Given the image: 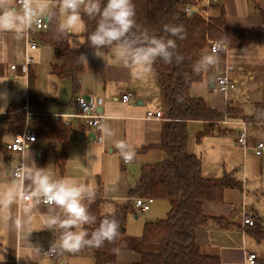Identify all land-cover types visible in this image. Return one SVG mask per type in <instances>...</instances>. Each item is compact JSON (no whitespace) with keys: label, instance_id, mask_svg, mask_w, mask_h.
<instances>
[{"label":"crops","instance_id":"0c3cea01","mask_svg":"<svg viewBox=\"0 0 264 264\" xmlns=\"http://www.w3.org/2000/svg\"><path fill=\"white\" fill-rule=\"evenodd\" d=\"M204 4L207 7H223L228 26L245 31L246 45L240 49H230L226 45V49L219 55L218 62L207 70L206 80L195 83L191 94L194 97L204 98L208 106L220 112L226 110L229 102L244 111V106L239 101L240 93L232 92L230 96L229 91L223 93L215 88L218 75L228 63L233 67L231 78L234 82L229 90H243L248 96L249 104L255 110V105L264 99V0H204ZM53 12L55 14L51 18L47 15L43 16L50 21V24L54 19L57 23L60 19L58 9L54 8ZM209 13L218 16L219 10L214 8ZM31 31L39 47L29 53L26 30L22 34L0 33V117L5 115L13 101L23 99L24 95L25 98L27 97L29 73H23L19 67L12 70L11 67L20 66L26 55L30 54L35 62L30 66L29 72L33 71L35 76L37 75L38 82L45 72L51 86L46 96H40L38 93L39 100H52L49 113L71 123L72 133L67 145L52 144L38 139L26 150L23 159L29 154L37 166L46 168L55 177L73 178L77 182L91 186L95 191L98 187V179L101 180L104 197L110 201L103 206V211L112 214L116 205L130 200L129 192L136 186L142 166L162 163L168 158V155L160 149L142 151L145 147L161 143L164 126L162 121L147 120L146 114L149 111H161L167 115V109L161 108L164 104L163 94L154 69L152 67L151 74L142 73L130 62L126 63L122 60L115 47L109 51L100 49L101 57L95 54L86 58L84 72L79 78L80 88L74 95L69 79H60L51 73L52 64L57 62L54 49L39 39V33L46 31H36L32 28ZM83 31L84 25L75 34H70V45L73 49H80L83 46ZM128 92L134 93L135 97L131 103L125 104L122 102V97ZM78 96L95 103L96 111L104 117L102 126H108L115 133L113 136L104 137L101 129L85 128L83 120L75 116L77 114L75 100ZM253 113L254 111L251 115ZM238 122L240 121L223 122L222 128L227 130L225 133L206 136L201 143L197 142V135L203 131L204 124L202 122L188 124V127L196 126V131H199L195 139L197 149L189 152L190 141H188V152L201 157L204 177L220 178L226 173H231L217 166L212 167V170L208 169L206 173V165L200 149L203 142L207 143L208 138L238 135L239 125L236 124ZM32 126L34 128L33 121ZM250 127L264 129V126L260 125L250 124ZM13 137L14 135L7 134L3 139L4 146L11 142ZM236 139L237 136L234 144L242 150L244 156L253 151L245 153ZM119 140L127 142L136 149V158L127 165L114 146ZM212 140V142L214 140L217 143L222 142L219 139ZM228 142L231 146L232 140L228 139ZM255 143L249 138L251 147ZM224 144H227V141ZM12 158L20 160L21 156L7 152L0 153V172L6 169L4 174H0V185L8 186L14 179V168L10 165ZM216 163L226 169V162L222 158ZM261 167H264V159L261 161ZM211 171L216 174H212ZM249 174L250 171L247 169L240 172L238 177L235 176L242 181V189H227L222 203L204 206L205 214L212 220L197 231V243L204 254L219 257L221 264H246L245 249L257 254V264H264V183L258 180V183L253 185ZM161 202L158 208L160 217L156 219L152 217L155 220H146V223L166 218L170 207L167 208L163 204L167 201L161 200ZM152 206L148 212L152 210ZM25 207L26 203L18 200L11 206V218L7 221L3 217L9 210L0 212V264H95L91 251L57 252L54 258L43 255L42 251L39 255L32 254L28 240L43 249L51 244L54 235L46 229L47 208L44 205L33 210L30 223L19 226L16 223L17 218L22 222L30 219L25 214ZM243 207L253 216L255 227H242ZM140 214L136 212V215L131 217L137 220ZM163 215H166L165 218H162ZM131 217L127 223L126 233L118 240L117 258L113 264H134L140 259L141 253H161L159 244L147 243L143 240L145 224L136 232L129 228ZM215 218L225 219L230 226L223 228ZM29 230H33L30 235Z\"/></svg>","mask_w":264,"mask_h":264},{"label":"trees","instance_id":"16d2710c","mask_svg":"<svg viewBox=\"0 0 264 264\" xmlns=\"http://www.w3.org/2000/svg\"><path fill=\"white\" fill-rule=\"evenodd\" d=\"M133 4L136 13L134 31L147 30L150 35L168 38V34L164 32L165 25L183 24L185 29V38L176 41V51L183 57L182 62L177 63L173 59L172 63H165L158 59L152 66L170 120L164 122L161 143L145 147L142 151L160 149L168 158L162 163L143 165L136 186L129 192L130 200L116 205L112 214L103 211V206L110 201L104 197L103 184L98 179L95 200L85 201L89 211L97 218L96 224L85 225V228L91 233L102 219L110 217L119 222V236L114 242L105 241L99 248L85 246L80 251H91L95 264H113L117 258L118 240L126 233L129 218L136 215L134 199L142 197L167 201L170 211L165 219L145 223L143 227V240L159 244L161 253H141L140 259L134 264H221L219 257L203 253L196 234L212 220L205 214L204 206L222 203L225 190L242 189L243 183L234 173H226L220 178L203 176L201 157L188 152V124H204L203 131L197 135L198 143L206 136L225 133L227 130L222 128L225 121H245L249 125L264 126V99L255 105L252 115H246L231 102L224 112H220L208 106L204 98L192 96V86L207 78V71L196 73L193 66L203 55L208 54L212 41L224 43L230 49L243 48L246 45L245 31L229 27L224 8L207 7L204 0H133ZM214 8L219 10L218 16L210 15L209 12ZM187 9H190L189 13L186 12ZM193 10L195 12L192 13ZM82 19L84 44L80 49L71 47L70 34L58 33L56 19L51 22L48 31L39 33L41 42L54 49L57 62L52 64L51 73L60 79H69L74 95L79 91V78L85 69L86 60L81 56L87 58L96 54L88 45L87 36L95 29L98 17L83 15ZM113 47L115 46L102 50L109 51ZM51 104L52 100H39L36 77L30 71L27 97L13 101L5 115L0 117V153L7 152L3 144L4 137L7 134L15 135L24 129L26 106L33 113L31 120L38 139L67 145L72 125L62 117L50 114ZM215 220L223 228L230 226L225 219Z\"/></svg>","mask_w":264,"mask_h":264},{"label":"clouds","instance_id":"9594fccd","mask_svg":"<svg viewBox=\"0 0 264 264\" xmlns=\"http://www.w3.org/2000/svg\"><path fill=\"white\" fill-rule=\"evenodd\" d=\"M59 11L57 31L61 35L75 34L83 25V15L97 18L95 29L88 34L87 43L101 57L98 50L115 46L119 57L126 63L136 66L140 72L151 74L156 60L165 63L182 62L183 57L176 51L177 39L185 38L183 24L165 25L168 38L150 35L147 30L136 29L135 7L133 0H0V33L15 32L22 34L33 24H38L41 17L51 18ZM221 45L214 44L208 54L203 55L193 66V71H207L219 60ZM84 60L86 57L81 56ZM104 137L115 133L106 125L101 126ZM115 148L125 162L136 158V149L123 140L116 141ZM6 169L0 174H4ZM96 191L89 185L77 182L70 177H55L46 168L37 166L28 154L20 168L15 170L14 179L8 186L0 185V212L9 210L3 217L11 218V206L18 200L26 202L25 214L30 218L22 222L30 223L34 209L40 205L47 208L46 229L54 235L47 253H75L85 246L101 247L105 241L114 242L119 236V222L105 217L89 233L85 225L96 224L85 201L93 202ZM33 230H29V235ZM32 254L39 255L42 248L28 240Z\"/></svg>","mask_w":264,"mask_h":264},{"label":"built area","instance_id":"2783aa9c","mask_svg":"<svg viewBox=\"0 0 264 264\" xmlns=\"http://www.w3.org/2000/svg\"><path fill=\"white\" fill-rule=\"evenodd\" d=\"M187 13L190 12V9L186 10ZM31 28L36 31H48L50 28V21L47 20L44 17H41L40 22L38 24H33L30 28L26 29V41H27V51L28 53L30 51H35L39 47V43L35 40L34 36L32 35ZM219 43L221 45V50L219 52V55L226 49V45L221 42L212 41L210 42V51L214 44ZM35 62L34 58L27 54L24 62L19 65H13L11 67L12 70H16L18 67L21 69V71L25 74L29 73L30 66ZM233 72V67L226 63L224 65L223 70L218 75L216 79V86L215 88L223 93H227V91L230 89V87L233 86V79L231 78V73ZM135 95L132 92H128L122 97V102L125 104H129L133 101ZM76 108H77V114L75 115L77 118H80L84 122V126L87 129H101L102 121L104 117L99 114L96 111V105L93 101L90 99H86L84 97L78 96L75 100ZM26 110V124L22 132L17 133L14 135L13 140L11 142H8L5 144V148L8 153L11 154H18L21 156L20 160H16L15 158H12L10 160V165L17 170L20 168L23 164V157L27 149H29L33 144H35L38 141L36 132L32 126V120L31 117L33 116V113L29 110L28 106L24 108ZM147 120H156V121H162L166 122L169 121V117L165 115L161 111H149L146 114ZM227 123V122H226ZM238 124L241 129L238 132L237 135V144L244 150V152H248L250 150H253L257 156H262L264 154V140H260L255 143L253 147L249 145V138H248V132L247 128L249 124L245 121H240ZM125 165H127L130 162L123 161ZM14 172H13V178H14ZM21 202H24L21 200ZM155 202L152 198H136L134 200L135 205V211L137 213H147L150 209L153 203ZM26 203V202H25ZM241 222L243 228H253L255 227V221L253 216L248 213L245 208L242 209L241 214ZM50 245H47L42 250L43 255L49 256L51 258H54L57 255V252L55 253H47L45 252L48 250ZM245 257H246V264H257L258 256L256 253H253L249 249H245Z\"/></svg>","mask_w":264,"mask_h":264},{"label":"rangeland","instance_id":"374dc122","mask_svg":"<svg viewBox=\"0 0 264 264\" xmlns=\"http://www.w3.org/2000/svg\"><path fill=\"white\" fill-rule=\"evenodd\" d=\"M49 90H51V86L47 80V75L44 72L43 76L40 77L39 82L36 78V92H37V95L38 93H40V96H46ZM228 91H229L230 96L232 92H236L237 94L240 93L239 101L241 102V104H243L245 113L251 115V113L254 111V107L249 104L247 94L243 92V90L239 91L238 89H234V90L231 89ZM23 97L25 98V95ZM161 108H163L164 110L167 109V105L165 104V102ZM196 129H197L196 126H193V125L192 126L190 125L188 127L189 139H190L189 140L190 141L189 142L190 143L189 152L192 151L193 149L194 150L197 149V146H195V141H196L195 139L199 131H196ZM240 129L241 127L239 126V130ZM247 132H248V138H250L251 141L258 142L260 139L264 140V129L262 130L261 128H253V127L249 128L248 126ZM236 136L237 135H235V137L234 136H217L219 138H208L209 140H206L207 141L206 144L205 142H203V146L200 149V153H202L201 155H203L204 157V164L206 165V168H205L206 173L208 172V169L212 170V167L217 166L219 169L225 170L226 172L234 173V175L238 177L239 176L238 174L240 172L244 170L246 171L248 169L250 171L249 178L251 179L253 185L257 184L258 180H262V183H264V167L263 168L261 167V161L264 159V154L262 155L263 157L262 156L258 157V156H255L254 151H250L244 156L242 150L239 147H236L234 144V140ZM212 139H219V141H222V142L217 143L215 142V140L214 142H212L213 141ZM228 139L232 140L231 146L229 145ZM226 141H227V144H224ZM220 158H222L226 162L225 163L226 169H224V167H221L218 165V163H216V161ZM221 165L223 166V164ZM211 173L216 174L214 173V171H211ZM261 174H263L262 177H261ZM155 201L157 202L152 206V210L150 212L141 213L139 215V219L137 220H135L134 217H131L130 219L131 223L129 225V228L131 230H133L134 232H136L138 228L139 230H141L142 226L146 223V220H155L157 217H160L159 215L160 210H158V208L160 207V204L162 202L161 200H155ZM163 204L166 205L167 208L170 207L169 203L167 202H163ZM163 216L164 217L162 218H165L166 215H163ZM152 217H154L155 219H152Z\"/></svg>","mask_w":264,"mask_h":264},{"label":"water","instance_id":"95a60500","mask_svg":"<svg viewBox=\"0 0 264 264\" xmlns=\"http://www.w3.org/2000/svg\"><path fill=\"white\" fill-rule=\"evenodd\" d=\"M191 12L193 13V12H195V11L193 10V11H191ZM47 20H48V19H47Z\"/></svg>","mask_w":264,"mask_h":264}]
</instances>
